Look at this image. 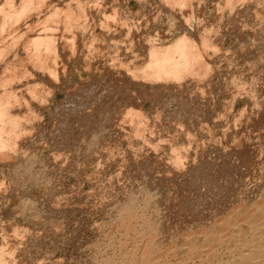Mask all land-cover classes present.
I'll return each mask as SVG.
<instances>
[{"label": "rangeland", "instance_id": "374dc122", "mask_svg": "<svg viewBox=\"0 0 264 264\" xmlns=\"http://www.w3.org/2000/svg\"><path fill=\"white\" fill-rule=\"evenodd\" d=\"M0 1V7L7 6V1ZM81 1L48 0L20 21L8 20L0 33V47L10 45V52L0 58V76L9 59L10 77L16 69L22 71L23 62L31 69L13 77L12 86L0 85V92L15 88L19 97L11 110L27 116L22 127L32 132L20 137L17 152L7 149L8 156L0 159V250L8 251L0 264H264V0ZM66 8L73 12L70 16L80 15L70 20L66 10L69 24L62 16ZM2 14L0 19L6 16ZM47 31L60 40L59 59L51 58L60 71L53 83L47 81L48 72L31 68L27 55L32 48L24 46L29 36ZM180 34L202 48L200 62L192 64L197 72L191 70L179 80L163 83L153 77V81L146 66L148 47L156 46L157 40L160 45L171 42ZM12 36H22L16 46L10 42ZM198 63L205 70H199ZM36 84L37 92L45 90L41 101L27 93ZM23 156L35 160L34 173L19 165Z\"/></svg>", "mask_w": 264, "mask_h": 264}, {"label": "bare ground", "instance_id": "6f19581e", "mask_svg": "<svg viewBox=\"0 0 264 264\" xmlns=\"http://www.w3.org/2000/svg\"><path fill=\"white\" fill-rule=\"evenodd\" d=\"M3 1V0H2ZM7 1V2H6ZM17 1V0H16ZM44 0H20V2H16L17 4H15V2H14V0H5V2H6V4H7V6H8V8H7V6L6 5H4L5 6V8H7V9H5V8H3V7H0V13H3L2 15L4 16V14L6 15V16H4V18L3 19H0V33L2 32V31H4L6 28V26H7V23H10V22H12L11 24H13V22H14V19H16V20H19L20 18H22L26 13H28V11H31L32 12V10L33 9H36V8H41V5H42V3L43 4H45V3H47L48 2V0H47V2H43ZM57 1V0H56ZM60 1V0H59ZM71 1H74V0H71ZM79 1H81V0H79ZM83 1L84 0H82L81 1V3L83 4ZM92 1V0H91ZM95 1V0H94ZM106 1V0H105ZM114 1V0H113ZM163 1V0H162ZM166 1H168V0H166ZM171 1V0H170ZM180 2L181 1H183L184 2V0H179ZM230 1V0H229ZM236 1V0H235ZM243 1V0H242ZM69 2V1H68ZM77 2V1H76ZM87 2V1H86ZM120 2V1H119ZM146 2V1H145ZM173 2V1H172ZM174 2H175V0H174ZM186 2V1H185ZM184 2V3H185ZM188 2V1H187ZM244 2H245V0H244ZM256 2V1H255ZM0 3H1V1H0ZM55 3V2H54ZM62 3V2H61ZM64 3V2H63ZM66 3V2H65ZM71 3V2H70ZM77 3H79V2H77ZM93 3V2H92ZM96 3V2H95ZM113 3V2H112ZM112 3H111V5H112ZM116 3V2H115ZM179 3V2H178ZM177 3V4H178ZM182 3V2H181ZM48 4H51V1H50V3H48ZM48 4H47V6H48ZM52 4H53V2H52ZM88 4H89V2H88ZM87 4V5H88ZM123 4V3H122ZM200 4V3H199ZM198 4V5H199ZM240 4V3H239ZM247 4V3H246ZM254 4V3H253ZM258 4H260V3H258ZM64 5V4H63ZM62 5V6H63ZM67 5H68V3H67ZM80 5V4H79ZM85 5V4H84ZM84 5H83V7L81 6V8H84ZM86 5V6H87ZM176 5V4H175ZM182 5V4H181ZM1 6V5H0ZM40 6V7H39ZM51 6V5H50ZM50 6L49 7H47V8H50ZM54 6H56V4L54 5ZM65 6H66V4H65ZM69 6V5H68ZM74 6V5H73ZM75 6H77V5H75ZM74 6V7H75ZM95 6V5H94ZM100 6V5H99ZM107 6V5H106ZM185 6V5H184ZM183 6V7H184ZM192 6V5H191ZM44 7V6H43ZM51 7H53V6H51ZM67 7V6H66ZM71 7V5L69 6V8ZM73 7V8H74ZM77 7H79V6H77ZM102 7V6H101ZM118 7V6H117ZM116 7V8H117ZM178 7V6H177ZM226 7V6H225ZM228 7H230V6H228ZM227 7V8H228ZM45 8V7H44ZM55 8V7H54ZM59 8V7H58ZM65 8V7H64ZM80 8V7H79ZM88 8V7H87ZM90 8V7H89ZM121 8V7H120ZM166 8V7H165ZM172 8V7H171ZM174 8V7H173ZM192 8V7H191ZM236 8V7H235ZM53 9V8H52ZM57 9V8H56ZM60 9V8H59ZM59 9H58V11H59ZM68 8H66L65 10L63 9V11H64V15H62V16H64L65 18H66V20H68L67 18L68 17H66L65 16V11L67 10ZM72 9V8H71ZM110 9H111V7H110ZM158 9V8H157ZM160 9V8H159ZM37 10V9H36ZM35 10V11H36ZM42 10V9H41ZM79 10V9H78ZM77 10V11H78ZM121 10V9H120ZM125 10V9H124ZM155 10V9H154ZM175 10V9H174ZM193 10V9H192ZM235 10V9H234ZM47 11V10H46ZM51 11V10H50ZM49 11V12H50ZM56 10H54L53 12H55ZM57 11V12H58ZM62 11V10H61ZM62 11V12H63ZM71 10H69V12H70ZM80 11H83V10H80ZM99 11H100V9H99ZM118 11V10H117ZM159 11V10H158ZM161 11V10H160ZM159 11V12H160ZM182 11V10H181ZM38 12V11H37ZM62 12H60V13H62ZM69 12H68V10H67V13H68V15H69ZM72 12V11H71ZM83 12H85V11H83ZM127 12V11H126ZM179 12V11H178ZM245 12V11H244ZM35 13V12H34ZM48 13V12H47ZM67 13H66V15H67ZM73 13V12H72ZM75 13V12H74ZM82 13V12H81ZM93 13V12H92ZM107 13H108V11H107ZM121 13V12H120ZM248 13V12H247ZM29 14V13H28ZM41 14V13H40ZM52 14V13H51ZM57 14V13H56ZM71 14V13H70ZM78 14V13H77ZM84 14H86V13H84ZM83 14V15H84ZM87 14H89V13H87ZM96 14V13H95ZM114 14V13H113ZM167 14V13H166ZM57 15H59V14H57ZM79 15V14H78ZM77 15V16H78ZM82 15V16H83ZM100 15V14H99ZM110 15V14H109ZM109 15H108V17H109ZM118 15V14H117ZM184 15V14H183ZM232 15V14H231ZM244 15V14H243ZM73 17H74V14L72 15ZM72 16H70L69 15V19L71 20L73 17ZM76 15H75V17H77ZM80 16V15H79ZM85 17H86V15H84ZM93 16V15H92ZM98 16V15H97ZM101 16V15H100ZM119 16V15H118ZM257 16V15H256ZM48 17H50V16H48ZM72 17V18H71ZM74 17V18H75ZM106 17V16H105ZM107 17V18H108ZM115 17V16H114ZM153 17V16H152ZM263 17V16H262ZM25 18V17H24ZM45 18H46V16H45ZM57 18H58V16H57ZM59 18H60V16H59ZM58 18V19H59ZM64 18V19H65ZM84 18V17H83ZM91 18V17H90ZM102 18H104V17H102ZM119 18V17H118ZM133 18V17H132ZM157 18V17H156ZM184 18V17H183ZM33 19V18H32ZM52 19V21H53V18H51ZM54 19H55V17H54ZM57 19V20H58ZM64 19L62 20V21H64ZM80 18H78V20H79ZM81 19H82V17H81ZM87 19V18H86ZM106 19V18H105ZM113 19V18H112ZM133 19H135V18H133ZM137 19V18H136ZM189 19V18H188ZM187 19V20H188ZM8 20H10V22H8ZM13 20V21H12ZM21 20V19H20ZM19 20V21H20ZM25 20V19H24ZM31 20V19H30ZM43 20V19H42ZM56 20V19H55ZM59 20H61V19H59ZM65 20V21H66ZM73 20V19H72ZM101 20H103V19H101ZM115 20V19H114ZM138 20V19H137ZM185 20H186V18H185ZM23 21V20H22ZM37 21V20H36ZM49 21V20H48ZM133 21V20H132ZM148 21V20H147ZM246 21V20H245ZM39 22H40V20H39ZM47 22V20H45V23ZM68 22H71V21H67V23ZM74 22H76L77 23V20L75 21V19H74ZM101 22V21H100ZM112 22V21H111ZM121 22V21H120ZM125 22H129V21H125ZM139 22V21H138ZM137 22V23H138ZM153 22V21H152ZM156 22V21H155ZM189 22H191V21H189ZM189 22H187V23H189ZM193 22V21H192ZM254 22V21H253ZM16 23V22H15ZM33 23V22H32ZM49 23V22H48ZM56 23V22H55ZM54 23V24H55ZM58 23V22H57ZM62 23V22H61ZM76 23H74V24H76ZM134 23V22H133ZM157 23V22H156ZM10 24V25H11ZM37 24V23H36ZM43 24V23H42ZM69 24V23H68ZM95 24V23H94ZM109 24H111V23H109ZM108 24V25H109ZM114 24V23H113ZM135 24V23H134ZM192 24V23H191ZM200 24V23H199ZM247 24V23H246ZM262 24V23H261ZM9 25V24H8ZM9 25V26H10ZM16 25H17V23H16ZM53 25V24H52ZM90 25V24H89ZM88 25V26H89ZM117 25V24H116ZM139 25V24H138ZM154 25V24H153ZM244 25V24H243ZM28 26V25H27ZM54 26V25H53ZM57 26V25H56ZM62 26H63V24H62ZM70 26H71V23H70ZM92 26H93V24H92ZM96 26V25H95ZM135 26V25H134ZM183 26V25H182ZM250 26V25H249ZM13 27V26H12ZM42 27V26H41ZM40 27V28H41ZM45 28H44V30H46V26H44ZM48 27V26H47ZM65 28H66V24H65V26H64ZM76 27H77V24H76ZM79 27V26H78ZM104 27V26H103ZM117 27V26H116ZM123 27H125V26H123ZM129 27V26H128ZM137 27V26H136ZM153 27V26H152ZM184 27V26H183ZM253 27H255V26H253ZM37 28V27H36ZM39 28V29H40ZM50 28H51V24H50ZM53 28V27H52ZM55 28V27H54ZM64 28V29H65ZM69 28V27H68ZM73 28V27H72ZM72 28H71V30H72ZM74 28H75V26H74ZM80 28V27H79ZM100 28H101V26H100ZM134 28V27H133ZM193 28V27H192ZM256 28V27H255ZM20 29V28H19ZM22 29V28H21ZM29 29V28H28ZM27 29V30H28ZM56 29H58V28H56ZM55 29V30H56ZM60 29V28H59ZM63 29V30H64ZM70 29V28H69ZM91 29V28H90ZM145 29V28H144ZM189 29V28H188ZM199 29H200V27H199ZM243 29V28H242ZM247 29H249V28H247ZM252 30H253V28H251ZM17 30V29H16ZM33 30H34V28L32 29V32H33ZM38 30V29H37ZM43 30V31H44ZM85 30V29H84ZM83 30V31H84ZM87 30V29H86ZM120 30V29H119ZM190 30H191V28H190ZM250 30V29H249ZM15 31V30H14ZM18 31V30H17ZM22 31V30H21ZM39 31V30H38ZM53 31V30H52ZM57 31H59V30H56V32H55V34L56 33H58ZM68 29H67V33H68ZM72 31H74V30H72ZM115 31V30H114ZM118 31V30H117ZM131 31H132V29H131ZM155 31H156V29H155ZM11 32V31H10ZM19 32V31H18ZM25 32V31H24ZM37 32V31H36ZM48 32H51V31H47V33H45V32H39V33H36V34H34V35H31V36H29L30 38H29V40H28V43H26L25 45L24 44H21L22 46L24 45L25 46V48H27V47H29V48H32V51H31V49H30V51L31 52H29L28 50V52L29 53H32V54H29V55H27L28 56V58H29V62L30 61H32L30 64H31V68H33V69H36L37 71H38V69L40 70H42L43 71V73H44V71H45V75H46V73L48 72V74L50 75V77H52L51 78V80H50V77H49V79H47V81H52V79L53 78H56V76H57V74H59L60 73V71H59V69L57 68L58 66L57 65H55L54 66V62H52L54 59H59L58 58V56H59V52H61V51H58L57 50V47H56V40H57V38L55 37V36H53V35H49V33ZM90 32V31H89ZM92 32V31H91ZM157 32V31H156ZM184 32H186V31H184ZM255 32V31H254ZM7 33H8V30H7ZM52 33V32H51ZM63 33V32H62ZM65 33H66V31H65ZM64 33V34H65ZM119 33V32H118ZM183 33V32H182ZM181 33V34H182ZM188 33H189V31H188ZM199 33V32H198ZM264 33V32H263ZM2 34V33H1ZM144 34V33H143ZM156 34V33H155ZM176 35L177 37H175V39L173 40V41H169V42H166V43H164V41L163 40H161V41H163V42H160L161 43V45L158 43V40H157V44H159V46H157V44H156V46L155 45H151L150 47H148V48H150V53L148 52V54H150L149 55V59H147L148 60V63L146 64V63H144V64H146V66L149 68V70H147V71H149L150 72V77H154V78H156V80L158 81V80H160V81H163V83H164V80L166 81L167 79L168 80H172V79H175V80H179L178 78H180L182 75H184L185 76V74H189L190 72H191V74H192V71H195L194 69L192 70V64H196L197 63V61L198 62H200V50L202 49H200V48H198L197 46L198 45H195L194 43H192V42H194V41H190L191 40V38L189 39V37H187L185 34H183V35ZM203 34V33H202ZM10 35H12V34H10ZM9 35V36H10ZM17 35V34H16ZM124 35V34H123ZM146 35V34H145ZM192 35V34H191ZM190 35V36H191ZM197 35V34H196ZM212 35V34H211ZM255 35V34H254ZM253 35V36H254ZM6 36V35H5ZM8 36V35H7ZM5 37V38H7L8 39V37ZM15 36V35H14ZM14 36H12V39L14 38ZM57 36H58V34H57ZM66 36V35H65ZM71 36V35H70ZM257 36H258V34H257ZM21 37L22 36H16V38H14L13 39V42L10 40V42L14 45L15 44V46H16V44L18 43L17 42V40L19 41V39H21ZM72 37V36H71ZM71 37H67V38H71ZM90 37H91V35H90ZM159 37V36H158ZM164 37H165V35H164ZM174 37V36H173ZM1 38V40H2V37H0ZM63 38V37H62ZM61 38V39H62ZM75 38H77V36H75ZM75 38L73 39L74 40V43H75ZM116 38V37H115ZM125 38V37H124ZM127 38V37H126ZM132 38V37H131ZM150 38V37H149ZM162 38V37H161ZM204 38V37H203ZM215 38V37H214ZM213 38V39H214ZM256 38H258V37H256ZM28 39V38H27ZM72 39V38H71ZM78 39V38H77ZM114 39V38H113ZM130 39V38H129ZM66 40V39H65ZM64 39H63V41H65ZM83 40H85V39H83ZM206 40V39H205ZM204 40V41H205ZM208 40V39H207ZM236 40V39H235ZM254 40V39H253ZM4 41H5V39H4ZM58 41V40H57ZM62 41V42H63ZM67 42H68V40H66ZM65 41V42H66ZM96 41V40H95ZM112 41V40H111ZM118 41V40H117ZM122 41V40H121ZM129 41V40H128ZM131 41V40H130ZM154 41V40H153ZM204 41H202V42H204ZM26 42V41H25ZM59 43H60V40L58 41ZM77 42V41H76ZM92 42V41H91ZM96 42H98V41H96ZM133 42V41H132ZM148 42H151V41H148ZM155 42V41H154ZM209 42H211V41H209ZM208 42V43H209ZM10 43V44H11ZM69 43V42H68ZM90 43V42H89ZM162 43H164V44H162ZM206 43V42H205ZM204 43V44H205ZM260 43V42H259ZM11 44V45H12ZM64 44V43H63ZM71 44L73 45V43H72V41H71ZM79 44V43H78ZM91 44V43H90ZM116 43H114V45H115ZM119 44V43H118ZM203 44V45H204ZM234 44V43H233ZM1 45V44H0ZM7 45V44H6ZM20 45V46H21ZM61 45H62V43H61ZM66 45H68V44H66ZM69 45H70V43H69ZM68 45V47H71V49H72V47L73 46H69ZM75 45H76V43H75ZM209 45V44H208ZM250 45V44H249ZM84 46V45H83ZM101 46V45H100ZM103 46V45H102ZM205 46V45H204ZM254 46H255V44H254ZM3 47V46H2ZM77 47V46H76ZM90 47V46H89ZM108 47H109V45H108ZM200 47H202L201 45H200ZM209 47V46H208ZM242 47V46H241ZM29 48H27V49H29ZM60 48V47H59ZM64 49H66L67 47L65 46V47H63ZM78 48V47H77ZM94 48H95V45H94ZM112 48V47H111ZM115 48V47H114ZM121 48V47H120ZM206 48V47H205ZM260 48V47H259ZM10 49V45H8V46H6V47H3V48H1L0 47V58L2 57V56H4L5 57V54H6V52L8 51ZM22 49V48H21ZM214 49V48H213ZM63 50V49H62ZM84 50V49H83ZM117 50H118V48H117ZM65 51V50H64ZM86 51V50H85ZM208 51V50H207ZM215 51V50H214ZM219 51V50H218ZM260 51V50H259ZM10 52V51H9ZM9 52H7V53H9ZM20 52V51H19ZM18 52V53H19ZM25 52V51H24ZM50 52H52V53H50ZM63 52V51H62ZM67 52V51H66ZM65 52V53H66ZM120 52V51H119ZM202 52V51H201ZM13 53H14V51H13ZM26 53V52H25ZM25 53H23V54H25ZM54 53V55H53V57L50 55V54H53ZM64 53V52H63ZM72 53H74V52H72ZM98 53V52H97ZM118 53V52H117ZM27 54V53H26ZM25 54V55H26ZM110 54V53H109ZM205 54V53H204ZM8 55V54H7ZM6 55V56H7ZM14 55L16 56V55H18L17 53H14ZM91 55V54H90ZM102 55H103V53H102ZM114 55H115V53H114ZM208 55V54H207ZM49 56V57H48ZM69 56V55H68ZM93 56V55H92ZM105 56V55H104ZM103 56V57H104ZM216 56V55H215ZM70 57V56H69ZM88 57H89V55H88ZM122 57H124V56H122ZM129 57V56H128ZM249 57V56H248ZM14 59L16 58V57H13ZM27 58V59H28ZM51 58L53 59V60H51ZM62 58V57H61ZM98 58H100V57H98ZM117 58V57H116ZM258 58V57H257ZM6 59V58H5ZM13 59V60H14ZM24 60L23 61H26V62H28V60H25V58H23ZM31 59V60H30ZM88 59V58H87ZM106 59H107V57H106ZM118 59H120V58H118ZM200 59V60H199ZM209 59V58H208ZM4 60V59H3ZM22 60V59H21ZM48 60H50V62H51V64H49L50 62L48 61ZM146 60V61H147ZM0 61H1V59H0ZM11 60L9 59V62L7 61L6 63H7V65L5 66L6 68L4 69L5 70V73H2V71H1V73L2 74H4V76H5V74H6V72H9V71H11V64H8V63H11L10 62ZM18 61V60H17ZM22 61V62H23ZM48 61V62H47ZM56 61V60H55ZM71 61V60H70ZM115 61V60H114ZM211 61V60H210ZM258 61V60H257ZM62 62V61H61ZM80 62V61H79ZM201 62H203V61H201ZM25 62H23V65H24V67L26 66L25 64H24ZM54 63V64H53ZM86 63V62H85ZM115 63V62H114ZM122 63V62H121ZM13 64V63H12ZM21 64V63H20ZM29 64V63H28ZM46 64H49V65H46ZM79 64V63H78ZM107 64V63H106ZM199 64V63H198ZM204 64V63H203ZM18 65V64H17ZM53 65V66H52ZM123 65V64H122ZM206 65V64H205ZM1 66V65H0ZM15 65L13 64L12 65V68H15L14 67ZM27 66H30V65H27ZM57 66V67H56ZM64 66V65H63ZM84 66V65H83ZM90 66V65H89ZM127 66H128V64H127ZM194 66V65H193ZM197 67H198V65H196ZM196 66H195V68H196ZM207 66H208V64H207ZM23 67V66H22ZM22 68V71H19V69L21 68H19L18 70L16 69H14L15 71H17V72H15V73H13V75H15L17 78L18 77H20V75L22 76V75H26V73L27 72H29L30 70L29 69H25V68ZM110 67H112V66H110ZM146 67V68H147ZM201 67H203L201 64H199V70H202L203 68H201ZM128 68V67H127ZM145 68V69H146ZM147 68V69H148ZM204 68H206V66L204 67ZM32 69V70H33ZM44 69V70H43ZM110 69H113V68H110ZM115 69V68H114ZM122 69V68H121ZM143 69V68H142ZM145 69H144V71H145ZM212 69V68H211ZM1 70V69H0ZM3 70V69H2ZM7 70V71H6ZM13 70V69H12ZM64 70V69H63ZM119 70V69H118ZM130 70V69H129ZM192 70V71H191ZM203 70H205V69H203ZM207 70V69H206ZM208 70H210V69H208ZM207 70V71H208ZM91 71V70H90ZM4 72V71H3ZM35 72V71H34ZM33 72V73H34ZM41 72V71H40ZM104 72V71H103ZM136 72V71H135ZM134 72V73H135ZM149 72H148V75H149ZM189 72V73H188ZM195 72H197V71H195ZM200 72V71H199ZM10 73V72H9ZM8 73V75H9V77H10V74ZM29 73H31V72H29ZM32 73V74H33ZM42 73V74H43ZM71 73V72H70ZM140 74H141V72H139ZM204 73V72H203ZM206 74H207V72H205ZM99 74V73H98ZM104 74V73H103ZM115 74V73H114ZM128 74V73H127ZM144 74V73H143ZM193 74H194V72H193ZM7 74H6V76L5 77H7L8 76ZM29 75V74H28ZM44 75V74H43ZM45 75L43 76V77H45ZM106 75V74H105ZM148 75H147V77H148ZM195 75V74H194ZM193 75V76H194ZM4 76H0V85L1 86H5V89H6V86L7 85H9L10 83H11V81L15 78V76H11L10 78H8L7 77V79H5V77ZM55 76V77H54ZM132 76V75H131ZM145 76H146V74H145ZM196 76H197V74H196ZM204 76V75H203ZM24 77H26V76H24ZM32 77V76H31ZM48 77H45V79L46 78H48ZM183 77V76H182ZM186 77V76H185ZM2 78L4 79V80H2ZM13 78V79H12ZM23 78V77H22ZM38 78V77H37ZM42 78V77H41ZM137 78V77H136ZM154 78H153V81H154ZM188 78H189V76H188ZM194 79H195V77H193ZM192 78V79H193ZM85 79V78H84ZM99 79V78H98ZM148 79V78H147ZM181 79H183V78H181ZM27 80V79H26ZM37 80V79H36ZM41 80V79H40ZM39 80V81H40ZM54 80V79H53ZM88 80V79H87ZM150 80V79H149ZM156 80H155V82L154 83H156ZM167 80V81H168ZM201 80V79H200ZM38 81V82H39ZM43 81V80H42ZM45 81V80H44ZM58 81V80H57ZM88 81H90V80H88ZM102 81V80H101ZM100 81V82H101ZM147 81V80H146ZM145 81V82H146ZM152 81V82H153ZM160 81H159V83H160ZM182 81V80H181ZM41 82V81H40ZM54 81H52V83H53ZM83 82V81H82ZM87 82V81H86ZM93 82V81H92ZM106 82V81H105ZM109 82V81H108ZM150 82V81H149ZM170 82V81H169ZM173 82V81H172ZM192 82V81H191ZM26 83H27V81H26ZM32 83V82H31ZM57 83V82H56ZM76 83V82H75ZM131 83V82H130ZM184 83V82H183ZM19 84V83H18ZM28 84H30V82L28 83ZM33 84V83H32ZM44 84V83H43ZM97 84V83H96ZM114 84V83H113ZM150 84V83H149ZM24 85V84H23ZM27 84H25V86H26ZM40 85H41V83H40ZM107 85V84H106ZM125 85V84H124ZM184 85V84H183ZM182 85V86H183ZM9 86H12V85H9ZM18 86H20V85H18ZM43 86V85H42ZM41 86V87H42ZM59 86V85H58ZM91 86H93V85H91ZM145 86V85H144ZM160 86H161V84H160ZM27 87V86H26ZM38 87H39V84H36V86L34 85H31V88H27L28 90H30V91H27V93L29 92V93H32L33 95H35V97L34 98H36V97H39L40 98V101L42 100V98L41 97H43L42 96V93H44L45 92V90H44V92H40L41 91V89L40 90H38V92H37V89H38ZM45 87V86H44ZM43 87V88H44ZM81 87V86H80ZM123 87V86H122ZM151 87V86H150ZM153 87V86H152ZM162 87V86H161ZM184 87V86H183ZM186 87V86H185ZM184 87V88H185ZM25 88V87H24ZM71 88H72V86H71ZM97 88V87H96ZM100 88V87H99ZM113 89H114V87H112ZM126 88V87H125ZM188 88V87H187ZM191 88V87H190ZM4 89V91L3 92H0V159H2L3 157H4V155H6L7 153H11L12 151H13V149H14V151H16L17 149H18V140H20V137L22 136V135H26L27 133L26 132H28L29 131V133L31 132L30 131V129H27L26 130V132H25V130H24V124H23V127H22V123H23V121L25 120V118L27 117V116H25V115H23V116H21L20 114H18V113H16V109L15 110H11V108H14V107H12L11 105H12V102L13 103H15L14 101H15V99H17L19 96V94L17 95V91H15L12 87H10V89H8V90H5ZM17 89V88H16ZM21 89V88H20ZM47 89V88H46ZM75 89V88H74ZM86 89V88H85ZM90 89V88H89ZM105 89V88H104ZM117 89V88H116ZM152 89V88H151ZM2 90V89H1ZM18 90H19V88H18ZM24 90V89H23ZM121 90V89H120ZM130 90V89H129ZM180 90V89H179ZM192 90V89H191ZM47 91H49V90H46V92ZM68 91V90H67ZM93 91V90H92ZM96 91V90H95ZM186 91V90H185ZM50 92V91H49ZM102 92H104V91H101V93ZM126 92V91H125ZM129 92H131V91H129ZM167 92V91H166ZM189 92V91H188ZM28 93V94H29ZM91 93V92H90ZM89 93V94H90ZM99 93V92H98ZM97 93V94H98ZM108 93V92H107ZM128 93V92H127ZM187 93V92H186ZM197 93V92H196ZM20 94H22V92L20 93ZM48 94H50V93H48ZM84 94V93H83ZM105 94H106V92H105ZM190 94V93H189ZM194 94V93H193ZM30 95V97H32V95L31 94H29ZM88 95V94H87ZM91 95V94H90ZM99 96H101L102 94H98ZM110 95V94H109ZM86 96V95H85ZM89 96V95H88ZM87 96V97H88ZM95 96H97V95H95ZM137 96V95H136ZM182 96V95H181ZM22 97V96H21ZM80 97H82V96H80ZM90 97V96H89ZM174 97V96H173ZM195 97V96H194ZM24 98V97H23ZM92 98H95V97H92ZM104 98V97H103ZM109 98V97H108ZM119 98V97H118ZM172 98V97H171ZM24 99H26V98H24ZM120 99V98H119ZM14 100V101H13ZM18 100V99H17ZM16 100V101H17ZM23 100V99H22ZM21 100V101H22ZM37 100V99H36ZM81 100H83V98L81 99ZM96 100V99H95ZM103 100V99H102ZM124 100V99H123ZM28 101V100H27ZM35 101V100H34ZM38 101V100H37ZM85 101V100H84ZM89 101V100H88ZM120 101H122V100H120ZM70 102V101H69ZM92 102V101H91ZM100 102V101H99ZM114 102V101H113ZM118 102V101H117ZM116 102V103H117ZM19 103V102H18ZM24 103H25V101H24ZM31 103V102H30ZM29 103V105L30 106H32L31 104ZM45 103V102H44ZM48 103V102H47ZM95 103V102H94ZM181 103V102H180ZM26 104H28V103H26ZM37 104H39V105H41L40 104V102L39 103H37ZM46 104V103H45ZM49 104V103H48ZM97 104V103H96ZM102 104V103H101ZM105 104H107V103H105ZM115 104V103H114ZM122 104V103H121ZM19 105V104H18ZM29 105H27L26 107H29ZM91 105V104H90ZM104 105V104H103ZM119 105H120V103H119ZM21 106V105H20ZM23 106V105H22ZM77 106H78V104H77ZM83 106V105H82ZM92 106V105H91ZM90 106V107H91ZM96 106V105H95ZM106 106V105H105ZM115 106V105H114ZM118 106V105H117ZM25 107V106H24ZM25 107V108H26ZM33 107V106H32ZM80 107H81V105H80ZM84 107V106H83ZM88 107V106H87ZM99 107V106H98ZM97 107V108H98ZM108 107V106H107ZM109 107H110V105H109ZM127 107H129V106H127ZM190 107V106H189ZM37 108V107H36ZM35 108V109H36ZM85 108V107H84ZM89 108V107H88ZM27 109V108H26ZM28 109H30V108H28ZM27 109V110H28ZM35 109H33V110H35ZM81 109V108H80ZM79 109V110H80ZM87 109V108H86ZM91 109V108H90ZM93 109V108H92ZM95 109V108H94ZM93 109V110H94ZM110 109V108H109ZM77 110V109H76ZM83 111H84V109H82ZM81 110V111H82ZM88 110V109H87ZM114 110V109H113ZM125 110V109H124ZM29 111V110H28ZM39 111V110H38ZM78 111V110H77ZM81 111H80V113H81ZM86 111V110H85ZM90 111V110H89ZM109 111V110H108ZM107 111V112H108ZM114 111H116V110H114ZM113 111V112H114ZM133 111V110H132ZM136 111V110H135ZM139 111V110H138ZM37 112V111H36ZM72 112V111H71ZM105 112V111H104ZM111 112V111H110ZM109 112V113H110ZM140 112V111H139ZM30 113V112H29ZM55 113V112H54ZM76 113V112H75ZM83 113V112H82ZM85 113V112H84ZM83 113V114H84ZM91 113H93V111L91 112ZM135 113V112H134ZM32 113H30V115H31ZM33 114H35V112H33ZM79 114V113H78ZM87 114V113H86ZM113 114V113H112ZM158 114H159V112H158ZM189 114V113H188ZM102 115H103V113H102ZM110 115V114H109ZM124 115V114H123ZM129 115V114H128ZM35 116H37L36 114H35ZM41 116V115H40ZM65 116V115H64ZM64 116H61L62 117V119H63V117ZM69 116V115H68ZM133 116V115H132ZM138 116V115H137ZM53 117V116H52ZM66 117V116H65ZM101 117H104V116H101ZM145 117V116H144ZM154 117V116H153ZM31 118V117H30ZM106 118V117H105ZM126 118V117H125ZM129 118V117H128ZM137 118V117H136ZM27 119V118H26ZM29 119V118H28ZM32 119V118H31ZM42 119V118H41ZM41 119H40V121H41ZM61 119V118H60ZM78 119V118H77ZM87 119V118H86ZM134 119V118H133ZM147 119V118H146ZM145 119V120H146ZM159 119V118H158ZM35 120V119H34ZM38 120V119H37ZM63 120H65V118L63 119ZM62 120V121H63ZM68 120V119H67ZM102 120V119H101ZM125 120V119H124ZM141 120V119H140ZM153 121H154V119H152ZM39 121V122H40ZM56 121V120H55ZM79 121V120H78ZM83 121V120H82ZM91 121V120H90ZM95 121V120H94ZM131 121V120H130ZM151 121V120H150ZM38 122V121H37ZM58 122V121H57ZM118 122V121H117ZM157 122V121H156ZM28 123V122H27ZM142 123H143V121H142ZM41 124V123H40ZM57 124V123H56ZM69 124V123H68ZM132 124V123H131ZM159 124H160V121H159ZM53 125V124H52ZM64 125V124H63ZM77 125V124H76ZM144 125V124H143ZM65 126V125H64ZM83 126V125H82ZM110 126V125H109ZM158 126V125H157ZM34 127V126H33ZM53 127H55V124H54V126ZM149 127V126H148ZM151 127V126H150ZM29 128V127H28ZM31 128H32V126H31ZM41 128H42V126H41ZM57 128V127H56ZM25 129H26V127H25ZM54 129V128H53ZM58 129H60L59 127H58ZM98 129V128H97ZM137 129V128H136ZM148 129V128H147ZM155 129V128H154ZM154 129H152V130H154ZM161 128H159V130H160ZM34 130H36V129H34ZM65 130V129H64ZM133 130V129H132ZM140 130V129H139ZM151 130V129H150ZM149 130V131H150ZM186 130H188V129H186ZM45 131V130H44ZM67 131V130H66ZM65 131V132H66ZM96 131V130H95ZM137 131V130H136ZM147 131V130H146ZM101 132V131H100ZM130 132V131H129ZM143 132V131H142ZM24 133H26V134H24ZM40 133V132H39ZM49 133H50V131H49ZM141 133V132H140ZM152 133V132H151ZM30 134H32V132L30 133ZM52 134V133H51ZM88 134V133H87ZM95 134V133H94ZM127 134H129V133H127ZM131 134V133H130ZM133 134V133H132ZM131 134V135H132ZM35 135V134H34ZM37 135V134H36ZM40 135V134H39ZM39 135H38V137H39ZM84 135V134H83ZM143 135V134H142ZM31 136V135H30ZM30 136H29V138H30ZM59 136V135H58ZM87 136V135H86ZM89 136V135H88ZM125 136V135H124ZM137 136V135H136ZM154 136V135H153ZM27 137L28 136H26V139H27ZM32 137V136H31ZM43 137V136H42ZM42 137H39V138H42ZM22 138H23V136H22ZM34 138V137H33ZM85 138V137H84ZM87 138V137H86ZM101 138V137H100ZM111 139V138H110ZM32 140V139H31ZM30 139H29V143L30 142H33V140L31 141ZM34 140H36L35 138H34ZM45 140V139H44ZM43 140V141H44ZM74 140V139H73ZM85 140V139H84ZM28 141V140H27ZM27 141H25L24 140V142L27 144ZM40 141V140H39ZM63 141V140H62ZM147 141V140H146ZM96 142V141H95ZM28 143V144H29ZM37 143V142H36ZM98 143V142H97ZM96 143V144H97ZM30 144H32V143H30ZM58 144V143H57ZM61 144V143H60ZM99 144V143H98ZM97 144V145H98ZM38 145V144H37ZM46 145V144H45ZM48 145V144H47ZM63 145V144H62ZM20 146V145H19ZM26 146V145H25ZM28 146V145H27ZM64 146V145H63ZM88 146V145H87ZM100 146V145H99ZM77 147V146H76ZM86 147V146H85ZM104 147V146H103ZM26 148V147H25ZM149 148H151V147H149ZM7 149L9 150L10 149V151L8 152L7 151ZM63 149V148H62ZM73 149V148H72ZM133 149V148H132ZM7 152H6V151ZM65 150V149H64ZM67 150V149H66ZM134 150H136V148L134 149ZM23 151V150H22ZM30 151H31V149H30ZM52 151V150H51ZM5 152H6V154H5ZM17 152V151H16ZM24 152V151H23ZM28 152V151H27ZM66 152V151H65ZM207 152V151H206ZM2 153H3V156H2ZM12 153H14V152H12ZM73 153V152H72ZM204 153V152H203ZM30 154V153H29ZM56 154V153H55ZM64 154V153H63ZM10 155H12V154H9V157L11 158L12 156H10ZM16 154H14V156H15ZM35 155V154H34ZM6 156H8V155H6ZM25 156V155H24ZM23 156V157H24ZM27 156V155H26ZM31 156V155H30ZM58 156V155H57ZM56 156V157H57ZM74 156V155H73ZM181 156V155H180ZM23 157H22V159H21V164L19 163V165L21 166V165H23V171L24 172H26V173H32V171L35 169V168H37V167H35V168H33L32 166L34 165L33 163H35V162H33V160H28L27 158L25 159V157H24V159H23ZM32 157H34V156H32ZM184 157H186V156H184ZM17 158V157H16ZM206 158V157H205ZM208 158H209V156H208ZM4 159V158H3ZM6 159V158H5ZM7 159H8V157H7ZM12 159V158H11ZM30 159V158H29ZM41 159V158H40ZM39 159V160H40ZM58 159V158H57ZM61 159V158H60ZM151 159V158H150ZM149 159V160H150ZM183 159V158H182ZM181 159V160H182ZM16 160V159H15ZM23 160V161H22ZM42 160V159H41ZM69 160V159H68ZM160 160V159H159ZM178 160V159H177ZM179 160H180V158H179ZM2 161V160H1ZM35 161V160H34ZM143 161V160H142ZM167 161V160H166ZM44 162V161H43ZM42 162V163H43ZM67 162V161H66ZM71 162H73L72 160H71ZM178 162V161H177ZM180 162V161H179ZM184 162V161H183ZM32 163V164H31ZM45 163V162H44ZM62 163V162H61ZM68 163V162H67ZM77 163V162H76ZM142 163V162H141ZM144 163V162H143ZM150 163V162H149ZM165 163V162H164ZM154 164V163H153ZM173 164L174 165H176L175 164V162H173ZM181 164V163H180ZM16 165V164H15ZM32 165V166H31ZM41 165V164H40ZM58 165H60V164H58ZM63 165H65V164H63ZM67 165V164H66ZM165 165V164H164ZM206 165V164H205ZM18 166V165H17ZM46 166V165H45ZM173 166V165H172ZM177 166V165H176ZM179 166H181V165H179ZM207 166V165H206ZM6 167V166H5ZM19 167V166H18ZM38 167H41V166H38ZM59 167V166H58ZM61 167V166H60ZM143 167V166H142ZM147 167H149V166H147ZM166 167V166H165ZM15 168H16V166H15ZM21 168V167H20ZM53 168V167H52ZM51 167L49 168V169H52ZM69 168V167H68ZM158 168V167H157ZM181 168V167H180ZM19 169V168H18ZM39 169V168H38ZM42 169V168H41ZM40 169V170H41ZM53 169H55V168H53ZM73 169V168H72ZM153 168H151V170H152ZM155 169V168H154ZM153 169V170H154ZM168 169V168H167ZM175 169V168H174ZM178 169V168H177ZM161 170V169H160ZM186 170V169H185ZM193 170V169H192ZM204 170H206V169H204ZM18 171V170H17ZM43 171V170H42ZM48 171V170H47ZM149 171V170H148ZM157 171V170H156ZM159 171V170H158ZM169 171V170H168ZM175 171V170H174ZM180 171V170H179ZM207 171V170H206ZM206 171H204V172H206ZM15 172V171H14ZM21 172V171H20ZM60 172H62V171H60ZM152 172V171H151ZM193 172V171H192ZM194 172H196V171H194ZM200 172H202V171H200ZM33 173H34V171H33ZM41 173H43V172H41ZM51 173H53V172H51ZM56 173V172H55ZM146 173V172H145ZM147 173H150V172H147ZM199 173V172H198ZM197 173V174H198ZM208 173V172H207ZM18 174V173H17ZM44 174V173H43ZM47 174V173H46ZM54 174V173H53ZM52 174V175H53ZM158 174V173H157ZM169 174V173H168ZM177 174V173H176ZM16 175V174H15ZM30 175V174H29ZM45 175V174H44ZM51 175V176H52ZM61 175V174H60ZM149 175V174H148ZM199 175H201V174H199ZM207 175V174H206ZM8 176V175H7ZM13 176V175H12ZM45 176H47V175H45ZM50 176V174L48 175V177ZM150 176V175H149ZM203 176V175H202ZM213 176V175H212ZM23 177V176H22ZM199 177V176H198ZM6 178V177H5ZM8 178V177H7ZM36 178V177H35ZM50 178V177H49ZM48 178V179H49ZM154 178V177H153ZM205 178V177H204ZM210 178V177H209ZM15 179V178H14ZM51 179V178H50ZM151 179V178H150ZM160 179V178H159ZM195 179V178H194ZM194 179H193V181L192 182H194ZM208 179V178H207ZM211 179V178H210ZM36 180V179H35ZM42 180V179H41ZM46 180V179H45ZM54 180V179H53ZM52 180V181H53ZM57 180H59V179H57ZM190 180V179H189ZM195 180H197V179H195ZM199 180H201L202 181V178L201 179H199ZM209 180V179H208ZM212 180V179H211ZM231 180V179H230ZM4 181V180H3ZM2 181V182H3ZM19 181V180H18ZM78 181V180H77ZM191 181V180H190ZM234 181V180H233ZM22 182V181H21ZM21 182H20V184H21ZM206 182H207V180H206ZM232 182V181H231ZM148 183H149V181H148ZM152 183V182H151ZM150 183V184H151ZM191 183V182H190ZM200 183V182H199ZM2 184V183H1ZM4 184V183H3ZM2 184V185H3ZM11 184V183H10ZM47 184V183H46ZM149 184V185H150ZM193 184V183H192ZM192 184H191V186H192ZM194 184H196V182L194 183ZM52 185V184H51ZM154 185V184H153ZM152 185V186H153ZM160 185V184H159ZM206 185V184H205ZM50 186V185H49ZM191 186L189 187L190 189H191ZM196 186H198L197 184H196ZM201 187H202V184L200 185ZM7 187V186H6ZM61 187V186H60ZM151 187V186H150ZM149 187V188H150ZM205 187V186H204ZM210 187H211V185H210ZM2 188V187H1ZM14 188V187H13ZM12 188V189H13ZM55 188V187H54ZM192 188H193V186H192ZM3 189V188H2ZM5 189V188H4ZM18 189V188H17ZM56 189V188H55ZM152 189V188H151ZM151 189H150V191H151ZM154 189V188H153ZM157 189V188H156ZM197 189V188H196ZM229 189H231V188H229ZM5 190H7V189H5ZM62 190V189H61ZM155 190V189H154ZM161 190V189H160ZM188 190V189H187ZM194 190V189H193ZM191 191V190H190ZM196 191H198V189L196 190ZM234 191H235V189H234ZM12 192V191H11ZM204 192V191H203ZM29 193V192H28ZM33 193V192H32ZM166 193V192H165ZM205 193V192H204ZM231 193H233V192H231ZM6 194V193H5ZM49 194V193H48ZM66 194V193H65ZM187 194V193H186ZM197 194V193H196ZM235 194V193H234ZM22 195V194H21ZM30 195V194H29ZM28 195V196H29ZM32 195V194H31ZM67 195V194H66ZM149 195V194H148ZM156 195V194H155ZM187 195H189V194H187ZM232 195V194H231ZM54 196V195H53ZM150 196V195H149ZM151 196H153V195H151ZM163 197H164V195H162ZM184 196H186V195H184ZM197 196V195H196ZM200 196V195H199ZM232 196H234L235 197V195H232ZM26 197V196H25ZM34 197H35V195H34ZM38 197V196H37ZM48 197H49V195H48ZM64 198H65V196H63ZM233 197V198H234ZM27 198V197H26ZM40 198V197H39ZM46 198V197H45ZM152 198V197H151ZM188 198V197H187ZM189 198H190V196H189ZM6 199V198H5ZM43 199V198H42ZM41 199V200H42ZM54 199H55V197H54ZM59 199H60V197H59ZM150 198L148 197V200H149ZM153 199V198H152ZM161 198H159L158 200H160ZM185 199V198H184ZM183 198H182V200H184ZM191 199V198H190ZM200 199V198H199ZM232 199V198H231ZM34 200V199H33ZM38 200V199H37ZM45 200V199H44ZM151 200V199H150ZM149 200V201H150ZM188 200V199H187ZM59 201V200H58ZM61 201V200H60ZM156 201V200H155ZM190 201V200H189ZM198 201V200H197ZM20 202V201H19ZM24 202V201H23ZM26 202V201H25ZM36 202V201H35ZM51 202V201H50ZM153 202V201H152ZM157 202V201H156ZM184 202V201H183ZM185 202H186V199H185ZM199 202H201V201H199ZM29 203V202H28ZM37 203V202H36ZM26 204V203H25ZM46 204V203H45ZM59 204V203H58ZM14 205H16V203L14 204ZM18 205H19V203H18ZM30 205V204H29ZM35 205V204H34ZM55 205H56V203H55ZM56 206H58V205H56ZM73 206V205H72ZM71 206V207H72ZM19 207V206H18ZM17 207V208H18ZM26 207V206H25ZM60 207V206H59ZM59 207H58V209H59ZM217 207V206H216ZM16 208V211L18 210ZM22 208V207H21ZM31 208V207H30ZM37 208V207H36ZM35 208V209H36ZM40 209V208H39ZM49 209V208H48ZM14 210V209H13ZM50 210V209H49ZM41 211V210H40ZM57 211H59V210H57ZM215 211V210H214ZM11 213H13V212H11ZM18 213V212H17ZM42 213V212H41ZM50 213V212H49ZM53 213V212H52ZM51 213V214H52ZM58 213V212H57ZM63 213V212H62ZM33 214V213H32ZM39 214H40V212H39ZM65 215V214H64ZM5 217V216H4ZM43 217H44V215H43ZM64 217V216H63ZM62 217V218H63ZM1 218V217H0ZM28 218V217H27ZM41 218V217H40ZM37 219V218H36ZM8 220V219H7ZM39 220V219H38ZM45 220V219H44ZM12 221V220H11ZM26 221V220H25ZM41 221H43V220H41ZM38 222V221H37ZM48 223H49V221H47ZM52 222H54V221H52ZM58 222H61V221H58ZM55 223V222H54ZM62 223V222H61ZM53 224V223H52ZM55 225V224H54ZM120 226V225H119ZM45 227V226H44ZM57 227V226H56ZM23 229V228H22ZM26 229V228H25ZM36 229V228H35ZM39 229H41V227L39 228ZM57 229H59V227L57 228ZM21 230V229H20ZM2 249L0 250V259H4L3 258V256L4 255H6V254H8L7 252L4 254V247H1ZM9 254H11V252L9 253ZM13 255V254H12ZM261 261V260H260ZM2 262V261H1ZM263 262V261H262ZM60 263V262H59ZM63 263V262H62Z\"/></svg>", "mask_w": 264, "mask_h": 264}]
</instances>
